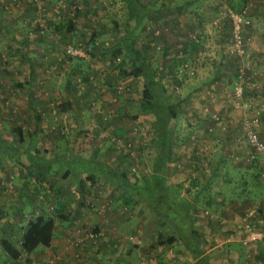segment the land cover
<instances>
[{
  "label": "rangeland",
  "instance_id": "1",
  "mask_svg": "<svg viewBox=\"0 0 264 264\" xmlns=\"http://www.w3.org/2000/svg\"><path fill=\"white\" fill-rule=\"evenodd\" d=\"M110 2L106 4L109 6ZM93 3L96 10L86 15L77 11L82 10L84 5ZM102 5L104 0H0V21L16 25L15 32L18 31L17 36L24 43L29 70L35 75H42L40 82L34 79L31 82L33 86L30 87L32 92H36V97L31 98L30 102V105L36 107V116L29 111L21 114V119H26L25 114L29 117L28 141L21 144L17 142L19 150L13 143L0 142V190L5 199L12 204L16 201L27 203L31 216L38 213L55 215L58 210H68L69 204L76 201L86 205V208L97 205V209L104 215L101 224L77 222V228L80 229L77 238H80L70 242L71 247L77 250V259L85 264H88L87 257L94 253V250L85 253L88 247L86 241L94 245L98 242L99 236L102 237L111 229L120 231L121 228L124 232L118 243L122 248L116 243L117 247L114 246L115 249L111 251L116 256L98 258L97 263L93 264H102L104 259L107 264H151L153 256L157 259L160 255L164 259L165 255L162 254L165 251L172 253L170 259L165 260L166 264H175L172 257L175 251H178L177 240L161 245L155 243L159 233L162 235L174 233L172 227L162 217L151 213L141 203H131L128 200L126 202L123 199L124 195L100 179L93 184L84 179V191L77 192L74 187L79 176L72 172L63 175L64 165L56 164L54 161L33 165L20 153L23 146L30 152L49 159H54L58 153H63L67 158L75 154L93 156L110 163L117 170L124 171L129 180L137 183H142L148 176L156 147L150 117L141 112L143 104L141 77L127 72L134 65L129 58L127 32H123L119 26L122 21L121 15L111 14L108 8L103 12ZM235 8L224 6L220 13L228 18L229 40L232 28L229 10L240 16V31L244 40L242 53H245V41L249 36L244 32L245 24L249 25L246 19L248 9L246 5L240 10ZM68 19L73 20V28L70 31L59 27L60 22L66 23ZM112 23H116V26ZM145 23L155 25L152 19L146 20ZM160 27L143 24L139 32L132 31L131 39L144 59L148 60L152 67H158L164 86V100L178 102L188 109V112L187 110L178 112L171 121L174 123L173 135L181 138L183 144L172 145L165 170L172 166L173 169L182 168L198 173L194 174L195 177L183 174L182 181L172 182L180 197L185 200L195 197L199 200L192 211L193 218L199 221V226L195 228V238L199 247L206 249L218 243V238L224 237L227 232L223 225L222 228L219 227L220 223L215 226L213 234L204 230L206 229V226L203 227L206 225L204 221H214V216L210 213L212 207H205L203 201L202 203L200 201L206 187L195 191V186L202 183L200 180L205 179L208 167L212 162H216L217 169L223 172L221 176L228 187L223 192L229 197L230 190L231 196L240 200L238 204L233 203V209L238 208L241 213L240 230L243 233L234 234L232 238H237L238 246L243 249L259 250L264 244L263 238L258 240L255 247H247V243L243 242L246 231L242 222L247 219L255 228L264 231V222L261 223L259 219L264 218L263 214L258 215L255 220L247 217V205L259 201L261 185H258L260 184L258 182L252 190L251 187H247V165L250 160L252 162L255 160L253 162L255 167L259 159L255 157L256 154L246 141L244 120L253 116L250 115L249 106L243 101L247 88H258L259 83L263 82L249 78L251 70L246 64L247 61L245 63L235 60L232 69L234 68V73L237 74L241 68L245 80L244 86L243 81L241 83L238 96L234 92L235 78L230 90L223 92L226 94L229 91L224 100V103L230 104L227 109L229 111H218V108L213 107L210 97L203 96L204 93L207 95L206 92L200 93L203 98L197 101L202 105L195 111L191 108L196 104L193 99L186 101L183 97L195 79L188 78L191 75L193 61H190V66L186 61L179 62L178 59L177 63L171 64L170 61L165 65L159 54L162 49L166 51L160 45L162 44L160 41H163L171 47L172 57L177 58L179 43L185 40V36L193 38L195 41L193 43H197L198 31L171 32L167 26ZM92 33L94 36L90 38ZM0 37L4 38V41L0 39V72L3 69L11 71L12 62L17 59L15 56H18L19 48L13 43L10 44L11 38L7 37L6 31L0 34ZM67 46L76 47L80 53L66 54ZM234 56L238 58L237 55ZM22 64L26 67V63ZM120 67H124L125 72ZM12 97L0 96V99H3L2 105L9 107L5 113L11 114L9 119L14 122L18 108L15 109L12 105L10 101ZM214 97L217 100L216 95ZM66 101L72 104V110L60 111V103ZM130 114H135L136 117ZM196 119L199 122H196ZM257 122L258 120L255 128ZM256 131L258 133L257 128ZM256 167L255 170L258 169ZM39 169L41 175L37 176ZM175 178L179 176L172 177L173 180ZM216 180L214 179V184L218 185L216 188L218 189L219 181ZM248 190L252 201L247 199ZM261 209L259 208L258 214ZM81 216L82 214L78 217ZM57 220L55 217V222ZM91 230L95 234L88 236L86 233ZM229 247L227 245L226 249ZM216 248L219 249L222 261L229 262L226 260L230 257L228 250L225 252L220 247ZM216 248L211 250L212 260L221 259L215 254ZM176 259L180 261L178 257ZM162 264H165L164 260ZM213 264L220 262L214 261Z\"/></svg>",
  "mask_w": 264,
  "mask_h": 264
},
{
  "label": "crops",
  "instance_id": "2",
  "mask_svg": "<svg viewBox=\"0 0 264 264\" xmlns=\"http://www.w3.org/2000/svg\"><path fill=\"white\" fill-rule=\"evenodd\" d=\"M108 1H111L109 6L106 4ZM112 1L115 2L113 3ZM244 5H246L248 9L246 19L249 22L248 26L247 23L245 24L244 32L245 34L248 33L249 36L247 41H245V53L236 59L231 52V44L228 38L230 32L229 21L227 17L221 15L220 11L224 6H228L230 9L236 7L235 9L240 10ZM106 8L109 9L111 14L121 15L122 21H120L119 26L123 32L130 29L133 32H139L143 24L156 28L167 26L169 28L168 30L171 32L198 31L199 36L197 37V43L191 42L187 36H185V40L179 43V56L177 58L172 57L171 47L163 41H160L162 43L160 45L163 46L166 51L162 49L159 54L160 59H162L161 61H163L165 65L170 61L171 64L177 63L178 61H186L190 66V61H193V66L191 67L193 72L191 71V75H189L188 78L194 77L195 79L186 90L183 97L186 101L188 99H193L196 104L191 108L195 109V111L201 108L202 104L198 103L197 100L200 98L202 100L203 96L204 98L205 96L210 97L209 99L212 100V106L218 108V111H229L227 109L230 107V104L224 103L225 97H227L226 94H228L229 91L226 92V94H223V92L230 90L232 86L231 83L235 78L234 68L232 69V67L235 66V60L245 63L247 61L246 64L251 70L249 78H253L257 81L261 80L263 83H259L258 88H247L244 93L243 102L249 106L250 115L256 117L258 120L256 128L260 138L264 141V0H104V5L101 6V10L104 12ZM80 10L81 9L77 11L86 15L90 11L96 9L93 3L84 5L82 10ZM150 19L153 20L155 25L145 23L146 20L148 21ZM112 24L116 26V23ZM5 31L7 32V37H9V39L11 38L10 44L13 43L15 46H18L19 53L18 56H15L17 59H14L12 62L13 69L11 71L10 69H3L0 72V96L5 98L6 96H13L10 101L15 109L18 108V110H16V121H10L9 118L11 114L5 113L6 111L8 112L9 107L2 105L3 99H0V142L13 143L15 148L19 150V144L17 142L20 144L27 142L29 136V131L27 129L28 114H25L26 119H21V114L29 111L32 115L34 114L36 116V107L30 105V102H32L31 98L34 99L36 97V92H32L30 87L33 86L31 85L32 80L37 79L39 80L38 82H40L42 75H35L29 70L27 66L28 58L26 53H24V43L18 38V31L15 32L16 25L11 24V22L8 23V21L4 24H0V34ZM0 39L4 41V38L0 37ZM22 63H26V67L23 66L24 64ZM215 89L218 91L214 92ZM201 92H206L207 95L204 93V95L201 96ZM214 95H216L217 100H215V97L213 98ZM16 97H19V99ZM33 102L35 101L33 100ZM179 107L181 108V112L186 110V112H188V109H186L187 107L185 108L182 105H179ZM197 115L199 116V114ZM197 120L198 119L195 121L199 122ZM172 124L174 125L173 122ZM16 127L20 128L21 134L20 137L18 136L19 139L17 136H11V134L13 135V133H15ZM176 144L182 145L183 141L181 138L178 139L173 136L171 145ZM23 149L27 148L22 146L20 149L21 155L24 156ZM255 157L259 159V163L255 164L257 166L255 167L258 169L255 170L253 166L255 160L253 162L250 160L249 165H247V187H251L250 189L252 190V187H255V184L258 182H260L258 185H261V195L258 198L259 201L255 204L247 205L248 211H251L249 218L253 220L258 218V215L261 214H263L264 217V158L259 154H256ZM208 169L205 179L200 180L202 183L195 186V191L198 188L206 187V192L201 194L203 199L200 201L201 203L203 201L205 207H212L210 213L214 216V221H204L206 225L203 227L206 226L204 230L206 232L208 231L209 234H213L216 230L215 226L220 223L219 227L222 228L223 225V227L227 229V232L224 237L218 238V243L209 248L201 249L202 254L207 256V264H213L214 261H219L220 264H264V244L259 250H246L238 246L239 243L237 238H232L234 234L243 233L240 230V226H242L241 213H239L238 208L237 210L233 209V203L238 204L240 200L232 197L230 190H228L229 197L223 192L228 189V187L221 176L223 172L217 169L216 162H212ZM164 174L167 183L171 185L170 187H173L174 184L172 182L182 181L184 178L183 174H191V176L195 177L194 174L198 173L194 171L191 172V170L185 171L182 168L173 169L171 166V168L167 170L164 169ZM176 175L179 176V178L173 180L172 177H176ZM215 177H220L219 180L217 179L219 181L218 189H216L218 185L214 184V179L216 180ZM77 186L76 183L74 187L76 191ZM84 186L83 181V187L77 192L84 191ZM249 191L250 190H248L247 193V199L248 201H252ZM190 201H194L195 204H197L199 200L193 197ZM13 203L15 204H12L11 201H7L5 195H3L0 190V215H2L0 216V264H85L77 259V250L71 247L70 242H75L74 240L80 238H77L80 231V229L77 228V222L79 224L89 222L94 224L95 222H100L98 225L101 224L104 215H102L101 210L97 209V205L86 208V205L84 206L77 201L70 203L68 210H63V212H66V216L55 222L50 243L45 246L37 245L31 251L25 252L20 247L21 232L26 219L31 216V211L27 203H22V201ZM259 208L262 209L258 214ZM81 214L82 216L78 217ZM259 219H261V223L264 222V218L261 217ZM193 222L195 228L199 226V221H197V219L193 218ZM113 223H115V220H113ZM116 228L119 230L118 226H116ZM124 229L126 228L124 227ZM123 232L124 230L122 228L120 231L111 229L107 231L106 234L104 233L105 235L102 237L99 236L98 242H95L94 245L85 240L86 246H88L87 249H85V253H90V250H94L92 256L87 257L88 264L97 263L98 258L108 257L109 255L116 256L111 251L115 249L114 246L116 243L122 239L121 234ZM226 235L228 238H226ZM2 238L8 240L20 251L17 257L13 258L7 254L1 245ZM176 243L178 251H175L172 257L174 258V262H176L175 264H179L180 261V264H191L193 260L189 256L188 250L179 241ZM117 245H119V243ZM227 245L230 246L228 249H226ZM120 247L122 248L121 245H119V248ZM216 247H220L225 252L228 250L227 252L230 257L226 258V260L229 262L225 263V261H222V256L219 253V249ZM215 248L217 250L215 254L221 259L212 260L213 256L211 252ZM162 255H165L164 259H162L160 255L157 259L153 256L154 259L151 264H155V262H157V264H162L163 260L166 264L165 260L170 259L172 253H167L165 251ZM27 257L29 258L25 261ZM92 257L94 260H92ZM177 257L180 261L176 259ZM185 258L187 260L184 261ZM101 263L107 264L105 259Z\"/></svg>",
  "mask_w": 264,
  "mask_h": 264
},
{
  "label": "trees",
  "instance_id": "3",
  "mask_svg": "<svg viewBox=\"0 0 264 264\" xmlns=\"http://www.w3.org/2000/svg\"><path fill=\"white\" fill-rule=\"evenodd\" d=\"M0 24L4 23L1 22ZM59 27L70 31L73 28V20L68 19L66 23L60 22ZM125 32H127L129 39V58L134 65L127 72L134 76L140 75L141 77V97L143 102L141 112L146 113L150 117L154 129V145L156 150L152 157L150 172L146 179L142 183L129 180L124 171L117 170L110 163L93 156L83 157L75 154L67 158L63 153H58L54 159H49L41 154L23 149L24 157L33 165L51 163V161L64 165L63 175L72 172L76 176H79L77 177V191L83 187L84 179L88 180L89 184H93L97 179H100L103 183L119 191V194L124 195L123 199L126 202L128 200L131 203L143 204L151 213L162 217L174 231V233L166 235L159 233V237L155 241L156 244L172 243L177 240L188 250L189 256L193 260L191 264H207V256L202 254V250L195 238L192 212L193 207L195 208V202L180 197L175 187H170L171 185L167 183L164 174L165 166L170 159L171 139L174 136L171 121L177 116L178 112H181V108L178 102L164 100V86L161 82L158 67H152L148 60L144 59L140 54L139 49L133 45V39H131L132 30H126ZM93 36L94 34L92 33L90 38ZM190 40L195 42L193 38H190ZM120 69L125 72L124 67H120ZM236 79L237 74L235 73L234 80ZM71 108L72 104L68 101L59 105L60 111H66ZM130 116L136 117L135 114H130ZM15 130L13 135L19 139L21 134L20 128L16 127ZM40 170L37 171V176L41 175ZM65 216L66 212L62 210L56 211L55 215L38 213L29 216L22 227L21 249L29 252L37 245H48L52 238L55 217L56 219H60ZM1 245L7 254L13 258L17 257L20 253L16 247L4 238L1 239Z\"/></svg>",
  "mask_w": 264,
  "mask_h": 264
},
{
  "label": "built area",
  "instance_id": "4",
  "mask_svg": "<svg viewBox=\"0 0 264 264\" xmlns=\"http://www.w3.org/2000/svg\"><path fill=\"white\" fill-rule=\"evenodd\" d=\"M229 17L231 20L232 28H231V39H230V44H231V52L234 55H237V57H240L244 52V40L241 35L240 31V16L237 13H234L229 10ZM65 53L66 54H76L80 53V51L76 47L72 46H67L65 48ZM246 77V76H245ZM244 75L242 73V69H238L237 73V79L234 85V92L238 96V94L241 91V83L243 81L244 84ZM256 117H250L248 119L244 120V132L246 136V141L253 150L254 154H259L264 158V141L260 139L258 136V133L255 128V123H256ZM252 155V153H251ZM251 215V211H247V217ZM243 227L246 231L245 234V239L243 242L247 243V247H255L258 245V240L263 238L264 240V231L258 230L255 228L250 221L247 219V221L243 222ZM88 236H93L94 233L91 231H88L86 233Z\"/></svg>",
  "mask_w": 264,
  "mask_h": 264
}]
</instances>
